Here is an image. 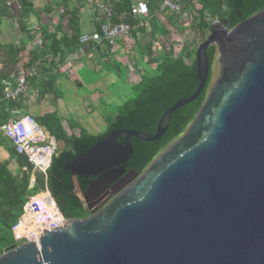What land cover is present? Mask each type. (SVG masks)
Segmentation results:
<instances>
[{
	"label": "water",
	"instance_id": "1",
	"mask_svg": "<svg viewBox=\"0 0 264 264\" xmlns=\"http://www.w3.org/2000/svg\"><path fill=\"white\" fill-rule=\"evenodd\" d=\"M210 45L217 74L190 123L141 173L126 170L129 137L159 139L204 89ZM195 66L196 89L162 112L153 134L110 130L64 161L74 191L77 176L93 178L81 193L88 215L9 247L0 264H264V9L231 28L212 24ZM129 174L92 208L95 184Z\"/></svg>",
	"mask_w": 264,
	"mask_h": 264
},
{
	"label": "trees",
	"instance_id": "2",
	"mask_svg": "<svg viewBox=\"0 0 264 264\" xmlns=\"http://www.w3.org/2000/svg\"><path fill=\"white\" fill-rule=\"evenodd\" d=\"M14 1L19 6L16 22L19 28L24 30L21 19L25 13L31 10V3L28 0ZM112 3L111 21L113 23L120 21L136 23L128 13L130 0H112ZM6 7V5L0 7V16H11L7 14ZM148 7L149 16L152 17L154 5L149 2ZM185 7L195 11L198 18L197 23L187 25L197 36L195 43L197 46L204 41L212 29V24L205 20L206 17L216 19L226 28H231L248 16L264 9V0H187ZM69 15H72L68 24L71 33L57 37L60 26H56L50 32L43 28L41 32L43 48L30 50L25 62H22L20 58L22 52L20 47L12 43L0 44V97L2 96L3 82L9 83L13 80L16 65L23 68L36 67L37 75L27 78L28 86L40 88L39 96L43 97L42 95L46 93L44 88L46 83L40 76L51 72L53 68H58L63 64L64 58L79 47L76 39L78 31L72 23L75 14ZM88 46L94 51H101L98 45L88 44ZM194 49L188 51L187 46L183 45L181 51L172 49L158 60L150 58V50H148V56L143 62L148 69L143 68L137 74L136 82L130 85L133 96L116 106L112 119L107 123L106 129L102 133L93 135L87 133L83 128L78 130L77 135L67 133L55 110L34 117L35 121L54 137L55 142L61 141L66 145L63 149L53 153L46 170V187L65 219L83 218L88 215V212L84 201L74 191L70 173L63 169L64 161L73 159L76 155L86 151L96 140L105 137L110 130L134 129L153 134L162 112L177 100L190 96L196 89ZM105 51L108 49L106 48ZM215 54V47L210 45L206 49L209 72L204 89L193 101L177 108L170 114L168 127L159 139L144 142L132 136L129 137L131 152L125 161L126 170L132 169L141 173L161 150L184 131L204 99L211 77L210 65ZM37 61L40 63H36ZM25 99L26 96L23 94L16 100L0 99V124L7 120L8 112L13 108H19L22 114L25 113L27 108L24 104ZM69 127L73 126L69 124ZM118 141L121 142L122 137H119ZM10 154L17 169L15 173H11L7 162H0V227L5 230V234L0 235V253L18 244L12 238L11 227L21 214L22 205L28 198V191L31 189L28 188L30 166L25 157L18 153L14 147L10 148ZM22 166H26V171L21 170ZM35 180L36 185L32 189L37 191L39 187L43 186V181L39 174L35 176ZM91 180L92 177L77 176L81 193L85 191Z\"/></svg>",
	"mask_w": 264,
	"mask_h": 264
},
{
	"label": "built area",
	"instance_id": "3",
	"mask_svg": "<svg viewBox=\"0 0 264 264\" xmlns=\"http://www.w3.org/2000/svg\"><path fill=\"white\" fill-rule=\"evenodd\" d=\"M187 0H161L159 11L170 12L187 24L197 23L196 12L185 7ZM9 4V3H7ZM97 27L87 33L77 36L80 45L105 43L114 47L118 39H129L133 25L127 22H112V3L103 0L95 3ZM129 15L142 25L143 19L149 15L148 0H135L129 7ZM211 24L219 22L216 19L205 18ZM68 66V65H67ZM69 74V67H65ZM36 67L23 68L16 65L13 76L14 85L4 81L1 99L16 100L27 89L29 76H36ZM0 132L21 153L30 166L28 187L36 185L35 176L42 177L43 186L29 195L22 205V212L11 227L12 238L18 244L29 242L40 237L44 231H49L63 225L66 221L59 211L54 199L46 187V170L56 148V142L35 118L29 113H21L18 109L9 110V118L0 124ZM22 169H25L24 167Z\"/></svg>",
	"mask_w": 264,
	"mask_h": 264
},
{
	"label": "rangeland",
	"instance_id": "4",
	"mask_svg": "<svg viewBox=\"0 0 264 264\" xmlns=\"http://www.w3.org/2000/svg\"><path fill=\"white\" fill-rule=\"evenodd\" d=\"M154 19L157 26L153 31L154 37H150L151 33H147L141 39V48L143 51L149 46L152 50L153 43L156 42L155 48L158 51L155 55L156 58H160L162 53H168L164 47L163 49L160 47V44L163 42L160 35H166L168 42L171 40L174 41L173 49L175 51L179 49L177 44H182L181 40L186 43H196L197 36L187 27L185 22L180 21L178 18L173 20L170 28L167 29V33L158 34L157 39H154L157 35L155 32L157 30L160 31L161 28L157 15ZM87 29L88 27L86 26L83 30L86 31ZM130 42L134 44L133 50L137 51L138 58L135 62V68L139 71L143 68L148 69L140 57L142 50L136 44L134 36L130 38ZM196 47L194 50H196ZM77 55V58L71 60L72 75L66 77L65 73L61 72L55 82L48 80L46 86H44L46 93L42 95V98L39 96L40 88L27 86L25 93L28 99L26 112L35 117L43 111L55 110L61 118L62 125L67 133L77 135L78 130L83 128L87 133L97 135L105 131L107 123L113 117L116 106L133 96L130 85L134 84L135 81L129 79L131 76L127 73L124 65L119 62H114L113 67H111V65L107 66L104 60L92 56V54L87 57ZM217 70L218 63L215 54L210 65V82L216 76ZM135 77L136 72L133 73L134 80ZM69 124L73 127L70 128ZM8 141L6 137H0L1 147L6 148L9 143ZM65 146L63 142L56 141L54 153L63 149ZM35 191L34 189H29L28 195L34 194ZM75 192L83 200L81 193L78 191ZM4 234V228L0 227V235L3 236Z\"/></svg>",
	"mask_w": 264,
	"mask_h": 264
},
{
	"label": "crops",
	"instance_id": "5",
	"mask_svg": "<svg viewBox=\"0 0 264 264\" xmlns=\"http://www.w3.org/2000/svg\"><path fill=\"white\" fill-rule=\"evenodd\" d=\"M31 3V10L22 16V23L24 25V30H21L16 22L17 15L19 13V6L14 0H0V7L3 5H6L7 14H10L11 16H0V44H9L12 43L17 47H20L22 49V52L20 53V58L22 62L26 61L27 53L32 50H38L43 48V44L41 43V32L43 31V28L46 29L48 32L53 31L56 26H60V30L57 33V37H60L63 34H70L71 28L68 26L70 23L69 18L72 17L69 14L74 13L75 16L72 18V23L75 25L78 34L81 33H87L92 30H94L97 27V22L94 21L96 18V7L95 3L103 1V0H28ZM112 3V0H110ZM131 4L135 0H130ZM161 0H148L154 5L153 8V15L143 19L142 25H139L138 21L136 19H132L136 21L133 25V29L131 31V36H134L135 42L139 47L141 48V39L147 34L151 33L150 37H154L153 31L157 28L156 22H154V17L157 15L158 22L160 23V31L157 30L156 38L158 37V34L167 33V29L170 28L173 20L178 18L176 15L170 12H162L159 11V3ZM5 3V4H4ZM9 3V4H7ZM130 4V5H131ZM150 11V10H149ZM69 13V14H68ZM160 14V15H158ZM112 15H113V3H112ZM186 25H189L186 23ZM88 27L86 31H84V27ZM188 27V26H187ZM134 31V34L132 35V32ZM168 35V34H167ZM129 39H118L115 43L114 47H109L105 43L100 44H90V45H98V48L101 49V51H92V49L88 46V44L80 45L78 47V51H73L72 53L68 54L64 58L63 64L59 65L58 68H53L51 72L46 73L44 75H41V79L46 83L48 80H51L52 82H55L57 76L64 72L66 77L72 75V65L71 60L77 58V54L79 56H92L101 58L105 61L107 66L113 67L114 62H119L124 65V67L127 70V73L131 76L129 79L131 81L137 80V74L140 72L135 68V62L137 57V51L133 50L134 44L130 42ZM161 40L163 41L160 44V47L165 49V51H171L174 47V41H167L166 35H160ZM77 39V38H76ZM148 42V41H147ZM155 43H153L152 50L148 47L143 51L141 48V59L144 62L146 57L148 56V50H150V58L153 59H160L164 54L162 53V56L160 58H156L155 55L158 53V51L155 48ZM181 45L177 44L179 47L178 51L182 50L183 45L187 46L188 51H192L196 44L189 42L186 43L181 40ZM159 47V46H158ZM159 47V48H160ZM108 49V51H105V49ZM175 50V49H173ZM139 55V54H138ZM158 55V54H157ZM36 63H40L37 61ZM68 65V66H67ZM65 67H69L70 73L67 74L65 71ZM117 71V70H116ZM111 72V71H110ZM136 72L135 80L133 79V73ZM110 81V80H109ZM14 80L9 82V87H13ZM27 90V89H26ZM26 91L24 92L23 96H25ZM20 96V95H19ZM18 96V97H19ZM2 97V96H1ZM0 97V99H1ZM17 97V98H18ZM6 100V99H5ZM28 99L26 98L24 100V104L27 106ZM18 109L19 108H13ZM21 112V111H20ZM46 112H50L49 110L43 111L37 115H42ZM27 113V112H25ZM30 114V113H29ZM9 115V112H8ZM114 115V114H113ZM9 118V116H8ZM7 118V119H8ZM0 137H4L0 132ZM8 145L6 148H2L0 145V162H7L8 168L11 171V173L16 172V166L14 165L11 154H10V148L13 147L12 143L8 141ZM25 169H22V168ZM22 171H26V166L21 167Z\"/></svg>",
	"mask_w": 264,
	"mask_h": 264
},
{
	"label": "flooded vegetation",
	"instance_id": "6",
	"mask_svg": "<svg viewBox=\"0 0 264 264\" xmlns=\"http://www.w3.org/2000/svg\"><path fill=\"white\" fill-rule=\"evenodd\" d=\"M210 82V81H209ZM128 178H125L123 182L118 184H110L104 179H102L99 184H95L94 187L86 193V200L92 203V208H98L104 199H106L112 192H115L116 189L122 187L130 179V174L127 175ZM93 179V178H92Z\"/></svg>",
	"mask_w": 264,
	"mask_h": 264
}]
</instances>
